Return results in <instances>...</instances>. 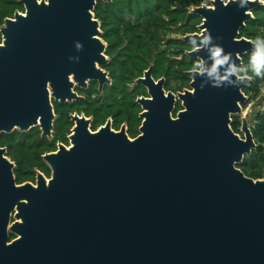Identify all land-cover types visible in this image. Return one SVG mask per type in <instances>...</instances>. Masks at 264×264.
I'll use <instances>...</instances> for the list:
<instances>
[{"label": "water", "instance_id": "1", "mask_svg": "<svg viewBox=\"0 0 264 264\" xmlns=\"http://www.w3.org/2000/svg\"><path fill=\"white\" fill-rule=\"evenodd\" d=\"M98 1L111 0H20L25 13L5 19L0 134L39 127L50 138L52 100L80 101L76 88L110 84ZM261 4L211 0L192 10L202 24L182 40L201 68L177 94L153 66L144 71L136 138L110 121L93 132L72 115L70 145L43 156L51 177L38 172L36 184L17 185L0 148V264H264V179L236 168L256 145L246 117L243 138L230 127L247 99L241 57L262 53L239 31Z\"/></svg>", "mask_w": 264, "mask_h": 264}, {"label": "rangeland", "instance_id": "2", "mask_svg": "<svg viewBox=\"0 0 264 264\" xmlns=\"http://www.w3.org/2000/svg\"><path fill=\"white\" fill-rule=\"evenodd\" d=\"M261 1L257 11L251 12L252 23L244 28L238 39L256 43L262 53L241 58V67L235 71L239 77L249 80L246 89H242L247 99L241 105V114L232 117L230 125L234 133L243 138L241 119L248 120L256 147L236 168L253 180L264 179V0ZM203 5L211 6V0H111L106 5L98 4L92 15L99 23L100 38L109 61L107 65H111L109 69L103 68L110 84L102 91L98 90L97 82H88L84 90L76 88L83 100L79 103L53 105L52 100L54 121L50 138H42L39 127L27 132L15 129L10 134L0 135V148L5 149V156L14 165L16 184H36L38 172L47 179L51 177L43 156L56 152L58 144L70 145L68 137L74 127L72 115L91 119L93 132L111 121L112 130L120 131L125 127L128 137L136 138L142 122L141 107H134L132 103L147 97L148 93L135 82L150 66L155 68V80H167L166 92L177 94L189 89L190 78L182 76L189 68L181 66V62L189 59L187 53L192 48L181 46L179 39L199 33L202 19L192 15V10ZM16 12L25 13L20 0H0V29L5 19L13 18ZM181 109V103L177 102L173 117Z\"/></svg>", "mask_w": 264, "mask_h": 264}, {"label": "trees", "instance_id": "3", "mask_svg": "<svg viewBox=\"0 0 264 264\" xmlns=\"http://www.w3.org/2000/svg\"><path fill=\"white\" fill-rule=\"evenodd\" d=\"M100 3H103L104 5H106V4L109 3V2L98 1V2L96 3L95 7H94V12H96V7H97L98 4H100ZM20 4H21V3H20ZM258 8H259V7H256L254 10H252V12H253V11H257ZM97 15H98V13L95 14V17H97ZM192 15H194V14H192ZM196 16H198V15H196ZM199 17H200V16H199ZM200 18H201V17H200ZM251 23H252V20L246 22V26H245L244 28H246L247 26H250ZM244 28H242V29L239 31V35H241V33L244 32ZM179 42H180L181 46H189V47H191L188 43L184 42V41L182 40V38L179 39ZM191 48H192V47H191ZM249 54H252V53H249ZM247 55H248V54H245V55H243L241 58H246ZM110 66H111V65H106L105 67H106V69H109ZM181 66H184V67L189 68V69H187V71H191V70H194V69H195V70H199V69L201 68V64H200L199 59H197V58H192V57H189L188 60H183V61L181 62ZM236 71H239V70H236ZM154 74H155V68H153L152 76H153ZM182 76H183V77H186V78L189 79V77L186 75V72H184ZM189 80H190V79H189ZM91 82H93V81H91ZM166 82H167V80L165 79L164 88L166 87ZM142 87H143V86H142ZM246 87H247V85L243 87V90L246 89ZM143 88H144V87H143ZM77 89H78V88H77ZM144 89H145V88H144ZM81 90H82V89H81ZM82 101H83V100L76 101V102L79 103V102H82ZM57 103H58V102L53 101V105H56ZM59 104H60V103H59ZM65 104H66V103H65ZM60 105H63V104H60ZM132 105H133L134 107L139 106L136 102H133ZM57 107H58V105H57ZM174 112H175V110H174ZM231 118H232V117H231ZM140 120H141V119H140ZM54 123L57 124L58 121H57V122H54ZM56 128L59 129V125H57ZM2 134H5V133H2ZM2 134H0V135H2ZM5 135H7V134H5ZM251 152H252V151H251ZM243 159H244V158H243ZM16 180H17V179H16ZM11 236L13 237V235H11Z\"/></svg>", "mask_w": 264, "mask_h": 264}, {"label": "clouds", "instance_id": "4", "mask_svg": "<svg viewBox=\"0 0 264 264\" xmlns=\"http://www.w3.org/2000/svg\"><path fill=\"white\" fill-rule=\"evenodd\" d=\"M232 2H234V0H232ZM247 2H249V0H247ZM77 47H78V48H81L82 46H81L79 43H77ZM220 51H221V50H220L219 48H217V49L215 50V55H216V56H219ZM225 59H227L226 56L223 57L222 59H217L216 63H222L223 60H225ZM257 63L259 64L260 62L257 61ZM194 70H195V69H194Z\"/></svg>", "mask_w": 264, "mask_h": 264}, {"label": "flooded vegetation", "instance_id": "5", "mask_svg": "<svg viewBox=\"0 0 264 264\" xmlns=\"http://www.w3.org/2000/svg\"><path fill=\"white\" fill-rule=\"evenodd\" d=\"M90 121H91V119H90ZM71 122H72V121H71ZM107 122H108V121H107ZM107 122H106V123H107ZM72 123H73V122H72ZM110 124H111V121H110ZM73 125H74V123H73ZM90 126H91V123H90ZM111 129H112V128H111ZM114 131H115V130H114Z\"/></svg>", "mask_w": 264, "mask_h": 264}]
</instances>
